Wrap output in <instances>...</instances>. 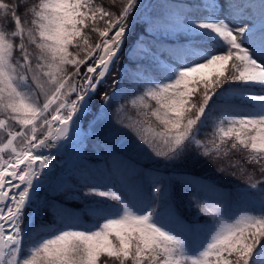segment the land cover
<instances>
[{"label":"snow or ice","instance_id":"obj_1","mask_svg":"<svg viewBox=\"0 0 264 264\" xmlns=\"http://www.w3.org/2000/svg\"><path fill=\"white\" fill-rule=\"evenodd\" d=\"M111 3L0 0V264H264V178L249 170L264 177V0ZM138 21L152 31L129 45ZM116 123L159 167L113 146ZM200 157L248 187L225 195L183 169ZM185 197L209 219L187 223Z\"/></svg>","mask_w":264,"mask_h":264},{"label":"trees","instance_id":"obj_2","mask_svg":"<svg viewBox=\"0 0 264 264\" xmlns=\"http://www.w3.org/2000/svg\"><path fill=\"white\" fill-rule=\"evenodd\" d=\"M100 2L103 3L107 7H113L111 0H100ZM164 2L165 0H157L153 6L151 13L158 11L157 6ZM185 2H188V0H185ZM8 27L9 28L11 27L10 22L8 24ZM151 31L152 29L148 28L146 24L144 25L137 24L136 32L133 33L132 37L128 41L129 45L132 40L135 41L137 33H139L141 36H145L146 32H151ZM95 37H96V34H93L94 39ZM139 54H140L139 51H136L133 53V56L135 57ZM121 63L128 64L130 71H132V69L135 68V64L129 61L127 56H125V58L122 60ZM81 71L82 72L84 71L83 67L81 68ZM111 111L112 110H110V114H111ZM127 112L130 117L143 118V117L137 116V113H138L137 109H133L130 107L129 109H127ZM112 119H115V117L113 116ZM126 122H127V119H125V123ZM113 127L120 130V135L118 137V140L113 142V146L116 149H118L121 152H124L125 155L133 159L137 164H139L143 168L151 169V168L159 167V164L155 163L153 159L148 155L147 152L132 150V146L134 142L136 141L134 130L126 129L120 123L114 124ZM201 139H204V137L202 136ZM231 142L232 141L226 140L224 148L226 149L228 144H230ZM102 143H103V139L101 137L89 138V140L87 141V150L93 160H95L96 158L94 156L95 152L103 151V148L101 146ZM245 155H246V152L244 150H239V151L233 150L229 154L228 158L233 159V160H243ZM221 163L222 161H214L211 157L189 158L185 161L182 167L185 171L199 174V176L207 179L209 182L213 183L217 187V190H222L223 192H226V195L231 194L232 196H235L241 193L242 189L248 187L247 172H245L244 174H240L239 172H234L232 169H226L224 171H219L217 169ZM99 167L100 168L104 167L103 162H101ZM249 170L255 172L256 178H264L261 176V172L257 166L253 165L249 168ZM144 183L145 185L151 183V180L148 176L144 177ZM92 198L93 197H86L85 199H92ZM54 199L63 203L70 211H76L82 207V204L78 200L65 201L63 196H57V197H54ZM178 211L181 217L187 223H192L194 221H199L200 223H203L205 220L209 219L208 217L199 214L195 203L190 202L186 197L181 199L178 202ZM82 220L86 224H93L96 222L92 217L87 216V215L83 216ZM45 221L49 224L52 223L51 213L45 214ZM46 234L47 235L51 234V232H48Z\"/></svg>","mask_w":264,"mask_h":264},{"label":"rangeland","instance_id":"obj_3","mask_svg":"<svg viewBox=\"0 0 264 264\" xmlns=\"http://www.w3.org/2000/svg\"><path fill=\"white\" fill-rule=\"evenodd\" d=\"M141 1V0H140ZM155 2L156 1H154V3L152 4V6H150V8H149V10H148V14H150L151 13V11H152V8H153V6H154V4H155ZM231 23H233V24H236V23H241V24H243V23H245V21H235V20H232V21H230ZM137 24H141V25H144L145 23H143V22H137ZM142 37H144V36H142ZM150 41H151V37H147L146 38V40H145V42L146 43H150ZM133 42V40L131 41V43ZM130 43V44H131ZM91 62V61H90ZM91 117H89V119H90ZM87 127V125H85V128ZM59 171V170H58ZM246 188H244V189H242V192L245 190ZM219 192H221V193H223V194H225L226 195V192H223L222 190H218ZM209 202H211V200H209ZM89 225H91V224H89ZM52 234V233H51ZM51 234H48V235H51ZM28 250H29V245H25L24 246V248H23V255H27L28 254Z\"/></svg>","mask_w":264,"mask_h":264},{"label":"bare ground","instance_id":"obj_4","mask_svg":"<svg viewBox=\"0 0 264 264\" xmlns=\"http://www.w3.org/2000/svg\"><path fill=\"white\" fill-rule=\"evenodd\" d=\"M150 1L151 0H141L140 1V3L142 4V5H144L145 7H144V11L146 12V13H148V10H149V8H150ZM86 119H89V117H87ZM86 125V124H85ZM55 150L53 149V152H54ZM69 151H71V150H69ZM67 159H68V155L67 154H65L64 156H63V159L61 158V156H57V161H60L61 162V164H63L65 161H67ZM53 163H56V161H54ZM58 170H60V165H58V167H57V171Z\"/></svg>","mask_w":264,"mask_h":264},{"label":"water","instance_id":"obj_5","mask_svg":"<svg viewBox=\"0 0 264 264\" xmlns=\"http://www.w3.org/2000/svg\"><path fill=\"white\" fill-rule=\"evenodd\" d=\"M155 0H151L150 1V6H152V4L154 3ZM139 22V21H138Z\"/></svg>","mask_w":264,"mask_h":264}]
</instances>
